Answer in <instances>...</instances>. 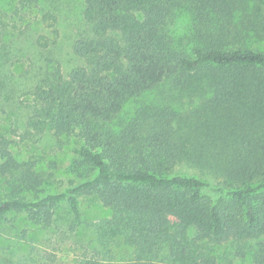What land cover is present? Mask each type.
Returning a JSON list of instances; mask_svg holds the SVG:
<instances>
[{
  "label": "trees",
  "instance_id": "1",
  "mask_svg": "<svg viewBox=\"0 0 264 264\" xmlns=\"http://www.w3.org/2000/svg\"><path fill=\"white\" fill-rule=\"evenodd\" d=\"M185 9L191 47L171 31ZM83 16L80 64L41 76L27 122L77 139L82 180L41 195L36 163L0 136V220L49 227L65 203L75 230L94 196L110 211L90 224L105 256L122 241L125 264H233L218 250L240 243L241 264H264V0H85Z\"/></svg>",
  "mask_w": 264,
  "mask_h": 264
},
{
  "label": "rangeland",
  "instance_id": "2",
  "mask_svg": "<svg viewBox=\"0 0 264 264\" xmlns=\"http://www.w3.org/2000/svg\"><path fill=\"white\" fill-rule=\"evenodd\" d=\"M85 0H0V136L12 141L19 161L31 160L44 184L41 195L60 193L71 180L77 158L76 138L58 139L54 132L35 133L28 127L33 111L32 91L44 73L59 64L64 74L80 61L73 53L77 40L90 34L84 20ZM173 19L177 40L193 45L195 19L185 9ZM253 46L264 51V41ZM0 175V198L10 187ZM82 225L71 230L72 214L63 203L49 227L30 223L24 214H8L0 220V264H125L130 249L122 241L105 256L95 245L91 223L110 216L94 196L79 197ZM240 244V243H239ZM239 244L219 247V254L241 264Z\"/></svg>",
  "mask_w": 264,
  "mask_h": 264
}]
</instances>
